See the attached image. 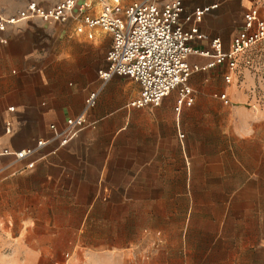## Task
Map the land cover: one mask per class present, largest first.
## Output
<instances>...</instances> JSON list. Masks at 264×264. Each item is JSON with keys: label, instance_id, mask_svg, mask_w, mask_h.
Returning <instances> with one entry per match:
<instances>
[{"label": "crops", "instance_id": "0c3cea01", "mask_svg": "<svg viewBox=\"0 0 264 264\" xmlns=\"http://www.w3.org/2000/svg\"><path fill=\"white\" fill-rule=\"evenodd\" d=\"M30 1L54 3L0 0V15L19 20L0 31V149L17 152L45 143L23 161L0 155V264H141L134 248L152 228L154 207H184V197L201 189L235 197L223 220L229 228L223 264H264V207H248L247 201L249 194L264 193L262 122L255 127L260 138L234 141L243 152L229 157L238 166L225 169L223 177L215 166L203 167L207 177L200 173L203 163L216 158L194 156L188 138L205 101H219L224 93L235 97L225 76L233 78L236 69L230 70L227 61L209 66L215 60L211 41L220 39L229 52L244 13L258 0H183L179 22L185 30L195 26L186 21L195 9L211 8L198 23L208 39L190 42L199 52L189 55L188 62L200 70L188 80L194 104L181 113L175 111L176 91L159 106L132 107L141 93L139 82L124 75L100 76L108 68L112 36L78 31L72 22L23 18ZM93 93L96 102L86 111V127L62 144L51 125L62 131ZM248 130L244 125L241 131ZM241 131L235 134L241 136ZM249 144L260 149L251 169L258 172L253 183L248 178ZM158 213L167 216L165 208ZM197 239L176 238L175 264H189L188 252L196 248L187 245H196Z\"/></svg>", "mask_w": 264, "mask_h": 264}, {"label": "built area", "instance_id": "2783aa9c", "mask_svg": "<svg viewBox=\"0 0 264 264\" xmlns=\"http://www.w3.org/2000/svg\"><path fill=\"white\" fill-rule=\"evenodd\" d=\"M211 7L197 8L186 17L194 22L191 30H185L179 22L183 12V0H54L50 6L35 1L28 2L23 18H39L44 22H72L78 31L87 28L99 30L112 36V45L107 53L108 68L100 72L105 80L113 75H124L141 85L139 98L131 102L132 107L159 106L173 91L177 92L175 111L181 113L184 107L194 104L193 90L189 78L200 67L190 65L188 57L199 51L190 42L207 38L200 33V23ZM16 18L0 15V31L8 24H15ZM264 42V0H258L244 13L241 29L234 36L229 52H224L220 39H213L211 46L215 60L209 66L228 62L230 70L237 68L239 57L252 47ZM232 76H225L230 83ZM224 104L230 103L224 93L220 96ZM96 102V94L86 99L84 111L69 118L62 131L55 125V139L68 143L86 127V111ZM7 132L10 129L7 128ZM45 141H38L34 148L14 152L0 149V155H14L16 161H23L34 155ZM34 167V162L27 164Z\"/></svg>", "mask_w": 264, "mask_h": 264}, {"label": "rangeland", "instance_id": "374dc122", "mask_svg": "<svg viewBox=\"0 0 264 264\" xmlns=\"http://www.w3.org/2000/svg\"><path fill=\"white\" fill-rule=\"evenodd\" d=\"M229 85L235 92V97L228 93L232 104L226 105L222 100L211 103L205 101V106L198 110L197 117L193 119L191 134H185L184 140L187 136L193 140L190 150L194 156L216 158L215 163L201 165L200 173L205 174V177L206 170L203 167L215 166L216 173L223 177L225 169L229 172L230 168L238 166L229 160V157L240 156V151L243 152L234 143L238 137L243 139L247 136L248 142L260 138V133L255 134V127L261 122L264 126V42L239 57ZM231 106H235L232 111L228 110ZM220 107H224V110L221 111ZM244 125L249 129L245 134L241 131ZM238 131H241V136L235 134ZM248 146V178L253 183L258 179V172L251 169L255 166L257 151L260 152V149L253 144ZM204 190L201 189L195 196H185L184 207H154L157 212L151 220L152 228L143 232L144 239L134 248L141 264H175V241L183 235L198 238L196 245H187L189 248H196V251L188 252L189 264H223L224 258L228 256V252H224V231L229 229L225 227L223 220L228 212H225L226 207L235 197L208 195ZM247 201L248 207H264V193L249 194ZM161 208L166 209V217L163 213L161 216L158 213ZM262 213L261 221L264 226V210ZM166 249L168 250L165 251ZM234 254L233 252V256ZM165 255L168 256L167 261L164 259ZM234 260L238 261L233 259V262Z\"/></svg>", "mask_w": 264, "mask_h": 264}]
</instances>
